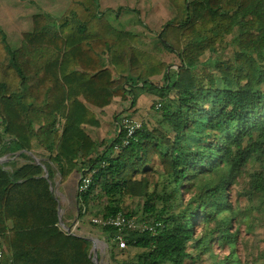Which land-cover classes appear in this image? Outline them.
Masks as SVG:
<instances>
[{
  "label": "trees",
  "instance_id": "16d2710c",
  "mask_svg": "<svg viewBox=\"0 0 264 264\" xmlns=\"http://www.w3.org/2000/svg\"><path fill=\"white\" fill-rule=\"evenodd\" d=\"M165 1L175 20L152 36L115 28L102 0H71L61 19L35 15L16 50L0 30V157L12 159L10 171L0 166V264L5 248L12 264H94L79 227L87 220L107 242L109 264L204 256L240 264L236 224L253 214L264 228V0ZM167 52L174 71L162 61ZM142 95L157 100L159 121L143 122L116 154L120 131L92 161L97 173L86 192L77 190L63 221L78 225L66 233L50 182L56 186L59 174L69 188L78 161L95 152L86 127L100 126L96 110L117 98L133 110ZM245 171L237 207L232 190ZM119 214L163 228L124 234L121 250L114 228L92 222ZM214 243L229 255H215ZM128 248L141 253L126 259ZM257 260L264 264V249Z\"/></svg>",
  "mask_w": 264,
  "mask_h": 264
},
{
  "label": "rangeland",
  "instance_id": "374dc122",
  "mask_svg": "<svg viewBox=\"0 0 264 264\" xmlns=\"http://www.w3.org/2000/svg\"><path fill=\"white\" fill-rule=\"evenodd\" d=\"M143 1H147V3L143 5L144 3H141ZM141 2L140 0L122 2L120 7H117L113 10L110 9L112 8V5L110 4L111 2L106 3L105 5L108 7L109 11L111 10V12H115L110 15L108 14L107 19H109L111 24L119 30H130L136 33H148V31L152 29L156 30L154 33L159 32V25L156 29L151 22H148V19H144L146 15L148 18L152 15L153 10L151 2V8L149 7V0H142ZM70 4L71 0H24V2L23 0H0V28H5L4 30L8 36L11 48L16 50L21 46V41L23 38V35H21V30H24L25 32L33 31V19L35 15L48 14L54 19H61L69 10ZM129 6H134V9L129 10ZM106 8L102 12H105ZM157 13L158 15H161V18H159V22L161 23L163 22V19L170 18V20H175L173 11L169 8L165 0H158ZM27 27L29 29H27ZM167 59H169L168 61L171 62L173 60V63H176L174 61V57L171 59L170 56H167ZM171 70L174 71V69ZM159 79H157V81L159 83H163L162 80ZM146 97V100L142 102L139 110L137 111L139 112V115L135 116V113L131 115L142 120L145 124L153 126L159 121V119L156 117L157 112L154 108L157 100H155V97L152 95H146ZM8 142L9 140L6 139L5 146H8ZM248 174L249 171H245L238 179L237 184L233 187L232 200L237 207H240L241 205L239 195L242 193L246 182L248 181ZM261 219V217L253 214L245 215L241 217L240 224H236V226L241 229V236L237 252V257L240 264H261L257 260L259 252L264 249V228L261 227ZM89 221L90 220L86 221V228L89 233L87 231V234H84L97 239L102 243H107L104 237L100 236L97 232L92 231L93 227ZM102 243H100L98 248L99 260L102 262V264H109V247L104 246ZM213 250L215 255H218L222 259L229 255V249L221 248L217 243L213 244ZM140 253L141 251L138 249L128 248L127 256H125V258L133 260V257ZM211 263L212 261L210 260L209 256H204L203 261L189 260L186 262V264Z\"/></svg>",
  "mask_w": 264,
  "mask_h": 264
},
{
  "label": "crops",
  "instance_id": "0c3cea01",
  "mask_svg": "<svg viewBox=\"0 0 264 264\" xmlns=\"http://www.w3.org/2000/svg\"><path fill=\"white\" fill-rule=\"evenodd\" d=\"M131 0H102V7H101V11L105 10V8L107 7L105 4L111 2L110 4L112 5V8H110L111 10L116 9L117 7H120L122 5V2H128ZM142 0H140L141 2ZM24 2V0H23ZM150 2L152 4V15L148 18L147 15L145 16V20L148 19V22H151L152 25H154V27L157 29L158 25H159V29L161 31L162 27L168 23L170 20L169 19H163V22H159V18H161V15H158L157 13V5H158V0H149V7L150 6ZM166 2V1H165ZM141 3H144L143 5H145L147 3V1H143ZM134 6H129V10H133ZM108 7L106 8L107 11ZM109 10V9H108ZM151 10V11H152ZM105 11V12H106ZM115 13L114 11H110V14ZM143 14V13H142ZM106 18H107V14ZM144 16V14H143ZM108 21L110 22V20L108 19ZM30 27V26H29ZM3 30L5 32V28H0V30ZM27 29H29L27 27ZM23 31V32H22ZM29 31V30H27ZM130 31V30H127ZM156 30H149L148 33L146 32H140L141 34L145 33L147 36H152V34H154ZM159 31V32H160ZM133 32V31H130ZM6 33V32H5ZM25 33H29V32H25L24 30H21V35H24ZM136 33V32H134ZM158 33V32H157ZM156 34V33H155ZM167 56H170L171 59H173V55L170 52H167L163 55L162 61L165 62L166 64L170 65V70L171 69H176L177 66L173 65V60L168 61L169 59H167ZM175 61V60H174ZM159 79V78H157ZM156 79V80H157ZM160 80V79H159ZM146 95H142L137 102L136 107L131 110V103L130 101L127 102H122L119 98L115 99L113 101V103L111 105H109L108 107L104 108L103 110H96L97 112V120L100 123L99 127H90L87 126L86 127V133L92 138V140L96 143L97 147L95 152H93L86 160H79L78 161V172H75L74 174H72L70 180H69V188L67 187V185H61V181L62 178L59 174H57V190L59 191V200H60V204L63 210V218L65 217L66 213H70L72 212L73 209V205H74V199L78 190V186H79V181L80 178L83 174H88L92 168V161H94L96 158L101 157L102 155H104L107 151L108 148L112 145V143L114 142L115 138L117 137V134L120 132V126H119V119H121L123 116H129L131 114L135 113V116L139 115V112H137L140 108V105L142 104V102L144 100H146ZM128 111L126 114H123L124 112ZM36 152L41 156L46 155V153L42 150H36ZM21 153H19L18 155H20ZM1 158V157H0ZM1 159L6 160L4 162V164L9 163L12 159H11V155L8 154L5 157H2ZM37 163L46 161V158H37ZM45 167V166H44ZM10 168V167H8ZM46 168V167H45ZM79 171H81V173H79ZM79 173V174H78ZM73 185V187H71ZM66 226L72 227V231H74L75 226L78 225L77 223V219L74 222H70L68 221V223L65 224ZM79 227H82L83 232L85 234H87V228L86 225H82L79 224ZM89 233V231H88ZM87 237L85 238H92L89 237L88 235H86ZM2 251H4L5 253L3 254V261L4 264H12L13 263V257L12 254H10L8 252V249L5 248ZM3 264V263H2Z\"/></svg>",
  "mask_w": 264,
  "mask_h": 264
},
{
  "label": "built area",
  "instance_id": "2783aa9c",
  "mask_svg": "<svg viewBox=\"0 0 264 264\" xmlns=\"http://www.w3.org/2000/svg\"><path fill=\"white\" fill-rule=\"evenodd\" d=\"M160 107L161 105L159 104L157 106V109ZM119 126L120 131H123L125 133V137L121 143L115 145L114 152L116 154L131 144V141L134 139L137 132L143 128V121L136 117L123 116L120 120ZM107 165L108 163H106V161H102L103 167ZM95 173H97V169H94L93 171L91 169L90 172L84 176L80 185L78 186L79 193H84L89 189L92 183V177ZM92 222L94 225L99 226L101 228H114L117 231L115 240L118 242L119 248L121 250H125L127 248V241L124 238V234L149 233L153 236H156L160 229L163 228V225L161 223L138 222L136 219L128 218L122 214H119L114 217H108L105 219L94 218Z\"/></svg>",
  "mask_w": 264,
  "mask_h": 264
},
{
  "label": "water",
  "instance_id": "95a60500",
  "mask_svg": "<svg viewBox=\"0 0 264 264\" xmlns=\"http://www.w3.org/2000/svg\"><path fill=\"white\" fill-rule=\"evenodd\" d=\"M6 160H3L0 158V166H2L5 170L7 171H10L11 169L6 167L4 162ZM45 169V175L43 176V178L49 180V174L46 170V168L44 167ZM86 174H83L80 178V181H79V185L82 181V179L84 178ZM50 182V181H49ZM50 186H51V191L54 193L55 195V198L56 200L59 201V196H58V190H57V186H53V184L50 182ZM63 210H62V207H61V204H59V215H60V227L68 234L70 235H74L73 231H72V227H69V226H66L64 221H63ZM88 241H90L92 244H93V247H92V251H91V258L93 260V263L94 264H102V262L99 260V255H98V248L100 246V243H102L101 241L97 240V239H94V238H86ZM104 246H108L107 243H102Z\"/></svg>",
  "mask_w": 264,
  "mask_h": 264
}]
</instances>
